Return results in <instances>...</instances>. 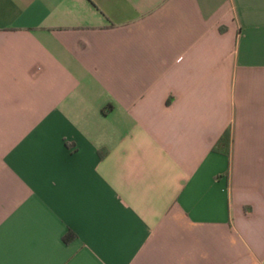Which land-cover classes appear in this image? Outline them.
<instances>
[{
    "label": "crops",
    "instance_id": "obj_1",
    "mask_svg": "<svg viewBox=\"0 0 264 264\" xmlns=\"http://www.w3.org/2000/svg\"><path fill=\"white\" fill-rule=\"evenodd\" d=\"M0 264H264V0H0Z\"/></svg>",
    "mask_w": 264,
    "mask_h": 264
},
{
    "label": "trees",
    "instance_id": "obj_2",
    "mask_svg": "<svg viewBox=\"0 0 264 264\" xmlns=\"http://www.w3.org/2000/svg\"><path fill=\"white\" fill-rule=\"evenodd\" d=\"M230 140V134L228 128L224 129L223 132L219 135L217 140L212 144L211 149L219 151L223 154H228V143Z\"/></svg>",
    "mask_w": 264,
    "mask_h": 264
}]
</instances>
